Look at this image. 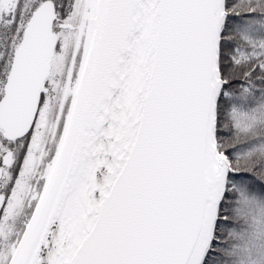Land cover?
I'll list each match as a JSON object with an SVG mask.
<instances>
[{"label":"snow or ice","instance_id":"snow-or-ice-1","mask_svg":"<svg viewBox=\"0 0 264 264\" xmlns=\"http://www.w3.org/2000/svg\"><path fill=\"white\" fill-rule=\"evenodd\" d=\"M0 264H264V0H0Z\"/></svg>","mask_w":264,"mask_h":264}]
</instances>
